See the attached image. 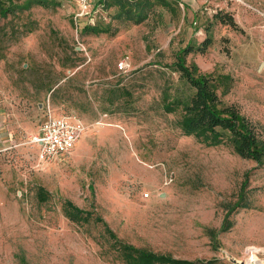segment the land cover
I'll use <instances>...</instances> for the list:
<instances>
[{
	"label": "rangeland",
	"instance_id": "obj_1",
	"mask_svg": "<svg viewBox=\"0 0 264 264\" xmlns=\"http://www.w3.org/2000/svg\"><path fill=\"white\" fill-rule=\"evenodd\" d=\"M56 1L0 17V264H124L97 218L120 241L160 255L264 264V166L185 136L181 113L165 110L195 93L176 55L211 38L188 63L232 77L223 100L264 134V0H178L139 26L101 11L95 23L111 29L101 35L82 34L89 20L73 0ZM71 114L87 132L70 155L39 164L32 138L48 118ZM242 193L249 208L222 232ZM66 202L90 221H70Z\"/></svg>",
	"mask_w": 264,
	"mask_h": 264
},
{
	"label": "trees",
	"instance_id": "obj_2",
	"mask_svg": "<svg viewBox=\"0 0 264 264\" xmlns=\"http://www.w3.org/2000/svg\"><path fill=\"white\" fill-rule=\"evenodd\" d=\"M178 0H99L96 7L101 11L116 9L114 20L122 24L139 26L144 24L151 15L158 14L157 8L168 11L174 10ZM35 6L50 8L58 7L56 0H0V17L25 12ZM216 19L224 25L237 28L234 18L230 15H217ZM97 21V20H96ZM109 28H101L99 23H86L82 29L84 35L109 34ZM212 45V39H206L199 47L188 45L176 55L174 66L181 78L195 91L194 95L183 101L174 99L167 103L165 110L169 114L181 113L178 127L185 136L194 137L200 143L209 147L230 146L242 159L253 161L257 167L264 166V134L257 124L246 117L241 109L234 104H227L223 100L231 88L234 80L229 75L215 73L204 74L195 63H188L191 54L206 53ZM246 184L243 187L245 191ZM44 190L40 193L43 201L47 200ZM249 208L244 193L238 203L229 209L223 221L222 232L230 230L233 224L229 218L239 208ZM66 217L74 223H88L91 214L84 212L71 202L64 206ZM106 227L112 248L124 264H211L175 259L172 256L160 255L148 250L137 248L120 241L116 234L108 228L101 218L96 219ZM215 237L214 231L210 232Z\"/></svg>",
	"mask_w": 264,
	"mask_h": 264
},
{
	"label": "built area",
	"instance_id": "obj_3",
	"mask_svg": "<svg viewBox=\"0 0 264 264\" xmlns=\"http://www.w3.org/2000/svg\"><path fill=\"white\" fill-rule=\"evenodd\" d=\"M79 7L81 17L88 18V22L95 24L94 16L101 10L93 5L91 0H73ZM99 1V0H98ZM130 60L126 58L119 63L120 70H127ZM86 124L75 114L68 116L50 117L39 128L32 138V143L39 147V164L49 165L70 155L76 148L79 140L87 132Z\"/></svg>",
	"mask_w": 264,
	"mask_h": 264
},
{
	"label": "bare ground",
	"instance_id": "obj_4",
	"mask_svg": "<svg viewBox=\"0 0 264 264\" xmlns=\"http://www.w3.org/2000/svg\"><path fill=\"white\" fill-rule=\"evenodd\" d=\"M118 128H119V127H118ZM121 130H122V129H121ZM253 262L256 263V264L258 263V262H255V259H254V258H253ZM254 263H253V264H254Z\"/></svg>",
	"mask_w": 264,
	"mask_h": 264
},
{
	"label": "crops",
	"instance_id": "obj_5",
	"mask_svg": "<svg viewBox=\"0 0 264 264\" xmlns=\"http://www.w3.org/2000/svg\"><path fill=\"white\" fill-rule=\"evenodd\" d=\"M37 133H38V132H37ZM81 139H82V138H81ZM81 139H80V140H81ZM80 140H79V142H80ZM79 142H78V143H79ZM77 145H78V144H77ZM77 145H76V147H77Z\"/></svg>",
	"mask_w": 264,
	"mask_h": 264
}]
</instances>
